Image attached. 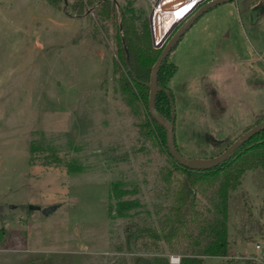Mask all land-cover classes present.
Listing matches in <instances>:
<instances>
[{
  "label": "rangeland",
  "instance_id": "obj_1",
  "mask_svg": "<svg viewBox=\"0 0 264 264\" xmlns=\"http://www.w3.org/2000/svg\"><path fill=\"white\" fill-rule=\"evenodd\" d=\"M91 1L79 13V0H0V264L179 255L164 241L158 250L142 228L162 232L177 185L165 177L181 175L159 138L143 134L147 108L123 91L118 18ZM114 1L139 30L154 9ZM243 2L204 13L170 55L176 144L187 158L218 156L264 112V0ZM124 200L136 206L121 212ZM228 223L230 258L206 264H264L255 249L264 240L262 173L244 175Z\"/></svg>",
  "mask_w": 264,
  "mask_h": 264
},
{
  "label": "trees",
  "instance_id": "obj_2",
  "mask_svg": "<svg viewBox=\"0 0 264 264\" xmlns=\"http://www.w3.org/2000/svg\"><path fill=\"white\" fill-rule=\"evenodd\" d=\"M87 4L94 7L91 0H88ZM87 4L79 0L77 11L84 12ZM97 7L100 16L119 20L117 56L119 64L127 72L122 88L129 98L140 100L147 108L148 117L143 134L148 138H159L166 148V132L148 110L150 88L144 83L150 81L153 66L162 52L154 45L150 18L143 21L139 30L133 19L118 11L114 0H98ZM170 55L163 62L158 76V85L166 92L160 90L156 95V109L168 119L175 114V93L169 88V82L178 70L177 64L169 59ZM263 120L264 112H258L254 125ZM199 157L204 158L203 155ZM173 160L174 168L181 176H174L171 171L165 177L168 185L177 183L171 213L160 223L161 233L154 228L144 227L142 230L154 240L157 249L158 243L164 241L170 246L171 252L178 253L180 262L177 264H206V259L210 257L229 259L230 202L248 171H257L264 175V130L215 167L193 169ZM201 197L208 198L212 207L201 209ZM135 206L136 202L131 200L119 203L121 212ZM175 242L182 246L180 250L174 246ZM161 254L163 253L157 252L152 257L137 254L132 264H172L170 257Z\"/></svg>",
  "mask_w": 264,
  "mask_h": 264
},
{
  "label": "water",
  "instance_id": "obj_3",
  "mask_svg": "<svg viewBox=\"0 0 264 264\" xmlns=\"http://www.w3.org/2000/svg\"><path fill=\"white\" fill-rule=\"evenodd\" d=\"M233 0H199L195 5L188 10L182 17H180L169 30L162 36L160 42H156V33L151 20L152 36L154 45L159 48L164 44L160 56L158 57L156 63L153 66L150 81L144 82L150 88V99H149V111L152 117L164 128L166 132V142L170 156L179 162L181 165L193 168V169H208L215 167L225 160H227L233 153H235L242 145L248 142L256 134L264 130V120L246 130L241 136L234 140L229 147H227L221 154L213 158H187L178 149L176 144L175 135V114L172 115L170 119L164 117L156 109V95L160 91L158 85V76L163 62L167 59L173 49L176 47L178 42L181 40L183 35L193 26V24L207 11L217 7L220 4L230 2ZM66 2V1H65ZM181 26L174 32V34L168 39L172 31L176 26L184 19ZM198 165V166H193ZM32 208H39L37 206H32ZM56 206H50L43 209L44 214L51 213Z\"/></svg>",
  "mask_w": 264,
  "mask_h": 264
},
{
  "label": "bare ground",
  "instance_id": "obj_4",
  "mask_svg": "<svg viewBox=\"0 0 264 264\" xmlns=\"http://www.w3.org/2000/svg\"><path fill=\"white\" fill-rule=\"evenodd\" d=\"M196 1L198 0H174L173 2L163 4L159 9L157 8L158 10H155L154 16L156 15L155 19L158 26L156 30V42H160L165 31H168L173 23L183 16Z\"/></svg>",
  "mask_w": 264,
  "mask_h": 264
},
{
  "label": "built area",
  "instance_id": "obj_5",
  "mask_svg": "<svg viewBox=\"0 0 264 264\" xmlns=\"http://www.w3.org/2000/svg\"><path fill=\"white\" fill-rule=\"evenodd\" d=\"M152 4H153V7H154V9H153V12H152V14H151V16H152V24H153V28H154V13H155V10L160 6V4H161V2L163 1V0H149ZM199 1V0H198ZM197 2V1H196ZM195 2V3H196ZM195 3L193 4V5H191L190 7H189V9L188 10H190L194 5H195ZM184 15V14H183ZM182 17V16H181ZM150 22H151V20H150ZM152 27V26H151ZM152 29V28H151ZM154 30H155V28H154ZM255 249L257 250V251H259L260 253H261V257L263 258V260H264V240H261V241H259V242H256L255 243ZM261 261V260H260ZM170 262L172 263V264H177V263H179L180 262V256L179 255H171L170 256ZM261 263H262V261H261Z\"/></svg>",
  "mask_w": 264,
  "mask_h": 264
},
{
  "label": "crops",
  "instance_id": "obj_6",
  "mask_svg": "<svg viewBox=\"0 0 264 264\" xmlns=\"http://www.w3.org/2000/svg\"><path fill=\"white\" fill-rule=\"evenodd\" d=\"M173 1H174V0H164V1H162L161 4H160V6L158 7V9H159L163 4H167V3H169V2H173ZM187 2H188V1H187ZM187 2H185V3H187ZM183 5H184V4H183ZM183 5H182V6H183ZM158 9H157V10H158ZM173 11H174V10H173ZM156 13H157V11H156ZM155 17H156V15L154 16V19H155ZM154 26H155L154 28H155V33H156V30H157V27H158V26H157V23H156V19L154 20ZM166 32H167V31H165V33H166ZM256 114H257V113H256ZM256 114H255V116H256Z\"/></svg>",
  "mask_w": 264,
  "mask_h": 264
}]
</instances>
